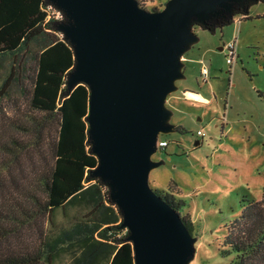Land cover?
<instances>
[{"label": "rangeland", "instance_id": "rangeland-1", "mask_svg": "<svg viewBox=\"0 0 264 264\" xmlns=\"http://www.w3.org/2000/svg\"><path fill=\"white\" fill-rule=\"evenodd\" d=\"M165 1L136 0L145 11H158ZM193 30L196 42L180 57L184 79L174 83L176 90L164 103L172 113L169 124L181 127L184 133L157 135L166 145L150 156L151 161L162 163L148 172L147 186L183 204L179 216L188 218L191 236L196 238L187 264H227L232 256L217 253L224 227L237 216L242 196L259 200L264 188V2L251 5L246 19L221 30ZM227 42H232L235 56L230 64L223 56L222 46ZM34 50L30 46V51ZM23 55L26 58L28 54ZM14 61L0 59V83L9 66L14 69ZM201 69L205 70L202 77ZM27 89L26 81L18 77L0 99V207L8 196L22 200L25 190L37 193L41 164L32 146L37 137L25 107ZM32 115L40 119V114ZM13 118L26 131L15 129ZM55 131L53 120L43 127L37 141L45 144ZM10 138L23 148L12 147ZM4 145H9L10 151ZM42 155L48 159L45 149ZM77 214L71 209L66 218L55 210L52 222L40 223L37 218L35 223L45 233H54ZM14 216L17 222L2 221L8 228L6 237L0 239L2 255L36 238L34 225L24 216Z\"/></svg>", "mask_w": 264, "mask_h": 264}, {"label": "water", "instance_id": "water-1", "mask_svg": "<svg viewBox=\"0 0 264 264\" xmlns=\"http://www.w3.org/2000/svg\"><path fill=\"white\" fill-rule=\"evenodd\" d=\"M263 1L166 0L145 11L136 0H48L65 19L57 31L72 50L66 89L88 91L90 177L119 212L132 264H187L193 256L196 238L147 186L162 163L150 160L157 135L175 133L164 103L184 79L180 57L196 42L192 27Z\"/></svg>", "mask_w": 264, "mask_h": 264}, {"label": "trees", "instance_id": "trees-1", "mask_svg": "<svg viewBox=\"0 0 264 264\" xmlns=\"http://www.w3.org/2000/svg\"><path fill=\"white\" fill-rule=\"evenodd\" d=\"M253 4L242 9L232 7L229 15L213 18L192 30L213 33L231 24L235 17L246 19ZM45 7L52 8L48 0H0V59L9 57L14 61L18 57L14 69L9 66L0 83V99L18 77L28 84L25 107L37 137L32 146L41 164L35 183L37 193L25 190L22 200L8 196L0 207V239L8 233L2 221L17 222L15 213L34 225L36 238L22 248L0 254V264H132L126 231L119 226V212L108 199L105 186L90 177L96 160L86 136L88 91L83 85L70 91L65 86V76L74 63L69 43L57 31L65 19L60 13L59 21L46 20ZM30 46L35 47L33 52ZM23 53L28 54L26 58ZM32 113L40 114V119L35 120ZM53 120L55 135L45 144L38 142L43 127ZM11 124L26 131L14 118ZM175 128L177 133H184L181 127ZM9 144L23 148L13 138ZM4 147L10 151L9 145ZM44 149L47 160L42 155ZM155 194L177 213L191 236L190 221L178 213L183 204L169 194ZM238 203L239 212L225 225L217 253L232 256L227 264H264V188L259 200L244 195ZM71 209L79 214L54 233H45L35 223L37 218L40 223L52 222L55 210L67 218Z\"/></svg>", "mask_w": 264, "mask_h": 264}, {"label": "built area", "instance_id": "built-area-1", "mask_svg": "<svg viewBox=\"0 0 264 264\" xmlns=\"http://www.w3.org/2000/svg\"><path fill=\"white\" fill-rule=\"evenodd\" d=\"M45 12V19H52V20H55V21H59L61 19V14L60 12L54 10L53 8L51 7H45L44 10ZM223 47V51L225 52L224 53V60H225V63L226 64H230L231 62L234 61L235 59V56L233 54V47H232V42H227ZM200 76H204L205 74V70L204 69H201L200 70ZM200 134L198 132H196V136H199ZM166 145V142L164 140H157L155 141V149L156 150H163V148L165 147Z\"/></svg>", "mask_w": 264, "mask_h": 264}, {"label": "crops", "instance_id": "crops-1", "mask_svg": "<svg viewBox=\"0 0 264 264\" xmlns=\"http://www.w3.org/2000/svg\"><path fill=\"white\" fill-rule=\"evenodd\" d=\"M240 19H242L243 20V18H241V17H235V18H233V20H232V23L233 22H238ZM196 29V28H195ZM197 29H199V28H197ZM222 28H220L219 30H221ZM192 32H194V30H192ZM204 82V81H203Z\"/></svg>", "mask_w": 264, "mask_h": 264}, {"label": "flooded vegetation", "instance_id": "flooded-vegetation-1", "mask_svg": "<svg viewBox=\"0 0 264 264\" xmlns=\"http://www.w3.org/2000/svg\"><path fill=\"white\" fill-rule=\"evenodd\" d=\"M220 50H221V47H220ZM174 129H175V133L176 134H179V135H181V133H177V130H176V128L174 127ZM194 142H197V141H194ZM197 144H198V142H197Z\"/></svg>", "mask_w": 264, "mask_h": 264}]
</instances>
